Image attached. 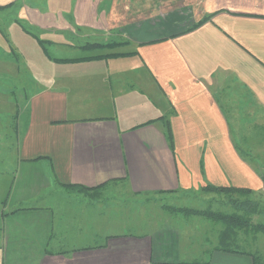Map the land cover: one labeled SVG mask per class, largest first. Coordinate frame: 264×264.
Wrapping results in <instances>:
<instances>
[{"label": "crops", "instance_id": "0c3cea01", "mask_svg": "<svg viewBox=\"0 0 264 264\" xmlns=\"http://www.w3.org/2000/svg\"><path fill=\"white\" fill-rule=\"evenodd\" d=\"M0 7L10 3L0 0ZM47 8L27 24L52 35L87 28L112 35L119 26L118 35L136 47L125 52L133 55L113 57L105 85L77 97L80 106L59 85L15 112L14 165L27 178L15 187V208L0 215H29L27 237L35 215H44L33 234L38 255L29 264H254L248 249L264 230L200 229L156 203L205 199L206 185L247 189L250 199L264 187L233 142L226 114L231 105L234 118L264 116V0H70L55 14ZM133 27L139 30L131 39ZM87 108L90 114H83ZM118 184L132 198L146 197L149 215L165 221L136 234L99 232L98 215L108 212L95 197L101 191L107 199V188ZM67 185L92 190L72 192ZM71 228L86 238H63Z\"/></svg>", "mask_w": 264, "mask_h": 264}, {"label": "rangeland", "instance_id": "374dc122", "mask_svg": "<svg viewBox=\"0 0 264 264\" xmlns=\"http://www.w3.org/2000/svg\"><path fill=\"white\" fill-rule=\"evenodd\" d=\"M6 1L10 3L11 9L2 10L5 7H0L2 8L0 9V211L6 208L5 210L9 212L15 208V204L10 203L16 197L15 187L27 178L25 171L17 170L14 165L17 159L14 149L18 143L14 132L15 112L27 108L29 101L37 99V96L45 90L58 92L59 85L62 89L68 90L63 92L67 94L69 101L80 106L76 101L77 97L79 99L80 95L92 96L98 89H102L100 85L103 84L106 65L113 63V57L109 54L133 51L136 44L131 40L128 44L114 49L83 50L82 47L87 43L108 45L111 42H125L126 39L118 35L121 30L119 26L114 29L112 35L107 31L97 32L96 29L89 28L77 30L74 35L69 30H61L56 32L58 35H52L27 24L26 20L29 18L35 21L41 19V15L36 14V10L41 11L43 6L48 7L47 12L55 14L54 10L67 7L70 0ZM146 15L149 13L144 16ZM134 17L135 14L130 19ZM138 30V27L130 29V35L133 33L131 39L135 38L134 34ZM104 85L105 83L102 86ZM97 104H103L106 109V101ZM90 107L94 109L93 106ZM89 109H85L83 114H90ZM90 112L95 114L96 111L94 109ZM233 113L234 106H228L227 117L229 120L235 119L234 123H236L234 124L233 121L231 123L234 131L232 134L237 139L233 142L241 148L245 159L257 171L264 185V116L249 113L240 117L236 114L234 118ZM41 175L47 177L48 173ZM69 190L74 191L72 188ZM106 195L107 199L105 193L102 196L99 191L95 197L99 202L98 205L108 212V215H98L99 232L105 231L106 234L112 235L136 234L151 230L158 222L165 221V219L158 221V215H149L147 209L150 204L143 200L146 197L132 198L124 184L110 185ZM8 197H10L9 203H7ZM232 199L241 201L236 195L229 196L223 192H214L205 199L192 200L190 196H182L178 202L175 199L171 201L167 197H162L160 200L157 199L156 205L163 204V211L179 216V221H187L192 223V226L197 224L200 229L202 226L203 229H217L224 227L208 217L188 214L185 211L193 209L231 214L235 211L231 205ZM251 200L259 204V211L252 216L251 224L264 225V187L256 191L251 196ZM141 208H144V211H141ZM103 209L102 211L106 212ZM11 217L12 215H0V264H29V256L33 255L35 258L38 255L39 240L33 234L41 231L37 229L40 225H36V222L43 221L44 215H35V224L31 229L30 237L25 236L29 230V215H17L12 219ZM56 222L55 219V227H57ZM57 236L58 234L53 235L48 249L54 246ZM74 237L82 240L86 238L84 232H80L79 229L77 231L76 228L67 229L63 234L66 240ZM104 237L102 240L99 239V244L105 239ZM256 238L258 246L248 250L255 251L259 255L257 264H264V234H259ZM24 239L26 241L23 243ZM22 246L24 251H19L17 254V249H21Z\"/></svg>", "mask_w": 264, "mask_h": 264}, {"label": "trees", "instance_id": "16d2710c", "mask_svg": "<svg viewBox=\"0 0 264 264\" xmlns=\"http://www.w3.org/2000/svg\"><path fill=\"white\" fill-rule=\"evenodd\" d=\"M215 13L211 14H206L204 15L199 21L194 22L191 26H189L187 29H185L184 32L193 30L206 21H209L212 16ZM128 44V41L125 42H111V44L105 45V44H98L95 43L89 44L87 43L86 46H83V50H92V49H103V48H108V49H114L120 46H124ZM134 53H110L109 55L112 57H120V56H129L133 55ZM170 136V132H169ZM169 147L172 150L173 145L172 141L169 140ZM242 153V152H241ZM243 154V153H242ZM244 155V154H243ZM67 188H72L78 192L82 193H88L92 189H88L82 186H76V185H67ZM203 191L205 192H223L229 196L236 195L238 198L241 199L239 202L238 199H232L231 205L234 207L235 211L231 214H225L221 212H214V211H197V210H191L188 209L187 212L188 214H199L203 215L205 217H208L210 220L216 223H220L223 227L226 229H230L231 231L233 229H262L264 230V225L263 224H251V218L258 213L259 209V204L257 201L251 200L250 198H247L245 194H248L247 189H238L234 187H215L211 185H206L205 187L202 188ZM6 216V215H5ZM26 236V235H25ZM27 237V236H26ZM250 255L253 257L254 264H257V261L259 257H257V254L255 252H251ZM259 256V255H258Z\"/></svg>", "mask_w": 264, "mask_h": 264}]
</instances>
